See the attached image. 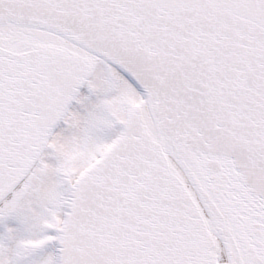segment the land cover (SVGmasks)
<instances>
[{
    "label": "snow or ice",
    "instance_id": "1",
    "mask_svg": "<svg viewBox=\"0 0 264 264\" xmlns=\"http://www.w3.org/2000/svg\"><path fill=\"white\" fill-rule=\"evenodd\" d=\"M0 264H264V0H0Z\"/></svg>",
    "mask_w": 264,
    "mask_h": 264
}]
</instances>
